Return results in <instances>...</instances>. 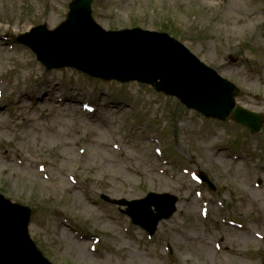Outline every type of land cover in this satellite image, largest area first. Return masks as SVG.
Wrapping results in <instances>:
<instances>
[{"label": "rangeland", "instance_id": "1", "mask_svg": "<svg viewBox=\"0 0 264 264\" xmlns=\"http://www.w3.org/2000/svg\"><path fill=\"white\" fill-rule=\"evenodd\" d=\"M44 1L0 0V34L13 37L44 23L57 27L65 20L71 0H49L48 8ZM93 9L96 21L106 29L138 24L152 31L167 26L172 32L175 27L176 39L242 90L238 97L242 106L264 114V0H98ZM12 51L0 43V73L11 72L10 80L4 76L8 86H19V79L7 68L12 66L19 73L25 68L24 82L37 83L45 93L43 102L38 101L33 109H27V99V103L18 102L25 108L19 119L13 117L16 110L0 109V193L33 208L32 238L54 264H161L154 250L162 241L178 246L180 264H260L242 261L232 253L264 250V245L250 240L251 234L264 233V127L248 136L232 121L207 120L152 88L93 83L76 71H53L41 82V66L39 70L37 65H27L34 61L31 54ZM25 89L30 91L32 84ZM31 96L37 97L32 92L24 98ZM93 97L97 105L90 101ZM8 102L14 104V98ZM82 102L98 106V114L83 113ZM136 107L143 115L133 121L142 120L139 124L146 130L156 117L166 124L161 134L166 135L163 140L172 155L168 154L171 166L154 156L145 138L125 135ZM30 114L35 122L26 121ZM113 144L119 146L116 153L108 147ZM227 144L240 156H230ZM79 148L86 150L84 156ZM5 152L11 161L4 158ZM19 158L23 165L17 163ZM39 159L46 160L53 178L49 188L48 182L36 177ZM185 169L206 175L216 187L214 194L206 186H196ZM63 171L83 184L74 187ZM196 190L211 203L207 220L199 214ZM151 192L169 193L180 200L176 214L158 226L154 238L159 246L147 242L140 228L131 227L115 207L99 198L107 194L138 200ZM226 215L238 218L233 219L248 230L229 227ZM92 236L102 239L94 253L90 251L92 239L86 241ZM221 238L231 254L215 252L213 242Z\"/></svg>", "mask_w": 264, "mask_h": 264}, {"label": "water", "instance_id": "2", "mask_svg": "<svg viewBox=\"0 0 264 264\" xmlns=\"http://www.w3.org/2000/svg\"><path fill=\"white\" fill-rule=\"evenodd\" d=\"M87 34H84L79 27V19H78V7L75 8L74 13L72 15L71 21L63 28L61 29L57 35H64L68 37L71 41L70 43L72 45V50L75 52H88L89 55L83 56L82 58L77 57L76 61L81 63L82 65L89 66L91 62L99 61L101 59L106 60H115L122 63V66L120 69L116 71H110L109 73H105L102 75L110 74L112 78H116L118 80H122L123 82H128L131 80H141L148 83H155L157 79H163V75H156L155 77H151L150 79H145L140 76V73L135 72V70L132 72L130 68H128V65H130V60L132 63H134L132 56H137V51H130L127 50L126 43L131 42L134 46H147L150 47L153 45V42L151 41H143L139 39L134 38H123V37H112L107 38V36L99 34L96 32H90L88 28L86 27ZM38 37L42 38L45 36V33L39 31ZM129 44V43H128ZM115 45H122L124 46L123 52L114 50ZM97 46L103 47V54L97 55L98 51H95ZM130 46H128L129 48ZM170 57H172L173 60L179 63H183V61L178 58L177 56H173L171 54H168ZM44 57L51 61L49 56H46L44 54ZM130 60H129V59ZM140 61V59L138 60ZM65 63V62H64ZM70 65H73L74 63H68ZM186 69H189V66H185ZM136 68V67H135ZM200 80L204 86L207 87L204 97L208 100H206L203 97H199L196 100H194L193 106L200 109L202 112H204L207 115H212L214 117L218 118H225L232 110L231 106V100H232V94L227 92H221L217 88V84L214 82H210L208 78L205 75L200 76ZM256 120V119H253ZM8 221L1 219L0 216V229L1 226L7 225ZM0 264H24V261L22 260H15L11 257L8 249V243L5 239L4 234H0Z\"/></svg>", "mask_w": 264, "mask_h": 264}]
</instances>
